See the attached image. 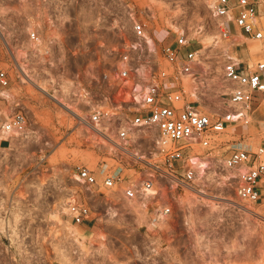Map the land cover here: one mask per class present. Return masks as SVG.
I'll use <instances>...</instances> for the list:
<instances>
[{
	"label": "rangeland",
	"instance_id": "374dc122",
	"mask_svg": "<svg viewBox=\"0 0 264 264\" xmlns=\"http://www.w3.org/2000/svg\"><path fill=\"white\" fill-rule=\"evenodd\" d=\"M127 3L152 39L146 55L152 62L160 61L159 48L173 41L176 32L183 31L195 42L193 47L199 50L195 80L188 84L184 80L182 86L186 100L202 113L216 118L228 109V86L222 78L226 56L264 77V0L258 7L261 40L237 31L221 40L218 21L203 0ZM17 8L11 0H0V46L6 44V49L25 62L34 84L12 82L0 89V126L15 110H23L27 116L21 137L0 138V264H264V208L241 202L232 180L218 181L219 176L224 181L231 177L221 167V150L194 151L200 170L198 191L180 188L172 200L168 191L159 188L161 200H171V215L153 221L133 188L151 168L145 163L149 156L141 159L135 154L156 152L155 130L136 128L135 138L139 139L130 148L135 156L117 157V150L103 140L107 138L87 130L61 106L78 113L87 111L88 104L77 98L85 89L90 105L101 107L118 121L104 123L103 132L132 118L136 102L131 88L116 76L123 40L137 42L126 6L118 0L103 5L68 2L66 14L72 18L71 24L65 25L66 35L44 66L28 52ZM2 51L0 67L13 77L12 61ZM38 85L46 92L37 89ZM47 93L58 96L61 105ZM259 119L243 128L237 124L227 132H242L247 143L264 147V125ZM229 134L217 140H230ZM103 162L112 169L122 167L124 182L91 195L75 182V170L97 171ZM150 162L166 169L157 156ZM73 196L91 209V224L75 226L63 213ZM161 200L156 203L150 197L148 204L153 208ZM70 227L84 240L78 242L73 234L68 235L75 232Z\"/></svg>",
	"mask_w": 264,
	"mask_h": 264
},
{
	"label": "built area",
	"instance_id": "2783aa9c",
	"mask_svg": "<svg viewBox=\"0 0 264 264\" xmlns=\"http://www.w3.org/2000/svg\"><path fill=\"white\" fill-rule=\"evenodd\" d=\"M20 10L22 26L30 47L29 53L37 56L43 66L48 63L51 53L66 35L64 27L71 24L72 18L66 14L67 3L93 2L103 5L113 0H11ZM126 6V16L131 23V33L136 43L123 40L121 54L117 62V79L129 84L136 107L131 119H124L114 130L103 132L104 123L111 124L113 116L104 112L101 107L90 105L89 93L82 89L77 98L88 104V110L69 114L79 119L90 132L99 136L117 150V157L135 156L152 160L157 156L166 167L162 170L148 160L150 171L143 173V178L134 188L142 200L140 203L145 214L153 221H160L171 215V200H161L158 189L169 192L174 200V193L180 188L198 191L199 169L197 167L196 149H218L222 151L221 167L230 178H218L220 183L233 181L236 197L243 203L264 208V147L253 146L246 142L245 135L229 134L227 131L236 127L249 125L256 117L264 125V77L263 74L242 66L235 59L226 56L222 67V78L227 84L228 109L216 118L202 113L194 102L186 100L183 90L186 83H194V66L198 64L199 50L194 48L195 42L189 40L183 31L176 32L174 40L159 48V59L151 61L146 57L150 49V39L145 25L140 22L128 0H118ZM211 16L218 21L221 40H228L232 33L263 39L259 28L258 7L262 0H203ZM0 35H2L0 31ZM0 46V61L3 51L12 61L15 75L0 67V89H7L12 82L33 83L26 73L25 62ZM152 46V45H151ZM144 52V53H141ZM141 53V56H140ZM34 84V83H33ZM52 97V94H47ZM62 103V102H61ZM61 105V104H60ZM62 107L64 104L61 105ZM85 116V118H83ZM102 124V125H101ZM27 125V116L23 110H15L0 126V132L21 137ZM98 126H101L98 128ZM139 129H153L156 132L155 153L141 150L133 154L130 148L138 142L134 132ZM224 134L230 140L218 141ZM103 136V137H102ZM131 143V141H133ZM208 158V161H212ZM203 160V159H202ZM74 180L86 188L91 195L97 194L101 188L120 187L125 175L122 167L112 169L102 163L97 171L78 167ZM150 197L161 200L160 205L150 207ZM65 216L75 226L91 224L92 212L89 206L75 196L66 202Z\"/></svg>",
	"mask_w": 264,
	"mask_h": 264
},
{
	"label": "bare ground",
	"instance_id": "6f19581e",
	"mask_svg": "<svg viewBox=\"0 0 264 264\" xmlns=\"http://www.w3.org/2000/svg\"><path fill=\"white\" fill-rule=\"evenodd\" d=\"M151 42V41H150ZM51 81V80H50ZM52 83H53V81H52ZM39 86V85H38ZM37 86V89H39L41 92H46L45 91V89H44V87L43 86H39L38 87ZM48 94V93H47ZM52 97H50L51 99H53V100H55V101H57V103H59V105L61 104V102L59 101L60 99H59V97L58 96H56V95H51ZM66 106V105H65ZM65 106H63V108H65V111L67 110V112H69V113H71V115L73 114V116H74V113L73 112H75L74 110H72V109H70V108H68L67 106L65 107ZM64 110V109H63ZM31 134V133H30ZM8 135L7 134H5V133H3V132H0V138H6ZM156 136V135H155ZM156 141H157V139L154 137V143H156ZM60 208H62V207H60ZM58 213V212H57ZM63 213H66V208H65V211H63ZM70 226V225H69ZM68 227V226H67ZM72 227V226H71ZM70 227V228H71ZM71 229H73L74 231L76 230V229H74V228H71ZM68 230V229H67ZM70 230V229H69ZM73 234V235H72ZM68 235H72L75 239V241H78L79 242V238H81L82 240H84V238H83V236L80 234V233H78L77 231H75V232H73V231H69V234ZM71 236V237H72Z\"/></svg>",
	"mask_w": 264,
	"mask_h": 264
}]
</instances>
